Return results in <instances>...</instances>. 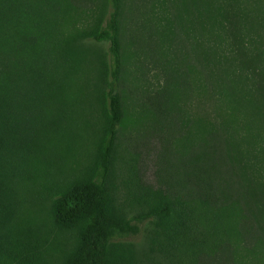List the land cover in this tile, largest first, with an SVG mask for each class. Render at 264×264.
Segmentation results:
<instances>
[{
	"label": "trees",
	"instance_id": "16d2710c",
	"mask_svg": "<svg viewBox=\"0 0 264 264\" xmlns=\"http://www.w3.org/2000/svg\"><path fill=\"white\" fill-rule=\"evenodd\" d=\"M182 1L0 0V264H264V0H188L175 50ZM148 13L164 82L140 102Z\"/></svg>",
	"mask_w": 264,
	"mask_h": 264
},
{
	"label": "rangeland",
	"instance_id": "374dc122",
	"mask_svg": "<svg viewBox=\"0 0 264 264\" xmlns=\"http://www.w3.org/2000/svg\"><path fill=\"white\" fill-rule=\"evenodd\" d=\"M59 4V9L55 15L60 16V21L62 18H72L76 15L77 11L69 9V4L71 3L72 0H60ZM79 0V2L83 3L85 7L87 8H92L94 9L92 14H96L101 6V0ZM182 1V0H181ZM95 2V3H94ZM188 0L187 1H182L179 3V6L176 7L174 6V13L170 19L169 23H166L167 18L169 17V12L167 11L168 15L166 16L165 19H163L161 26L157 27V32L159 35H161L160 41L162 39L165 40V44L168 45L170 43L173 44V47L175 50H190L191 49V43L188 41V32H186V26L188 25V17L186 14V7L188 6ZM112 10V6H108V11ZM72 11L73 14H70L69 12ZM166 9L163 10V15L165 14ZM183 11V18L181 20V17L179 14H181ZM195 13V12H194ZM54 15V16H55ZM72 15V17H71ZM194 15V14H193ZM196 15V13H195ZM77 16V15H76ZM109 15L107 14V17ZM138 17L130 16L128 20V24L130 25V28H127V32L125 33L124 36V42L126 43L127 51L128 48H132V53L129 55L130 59L128 60L130 63L127 64V67L129 68V75H130V80L127 86L131 89H133V84L138 85V101H146L148 93H150L151 90H153L157 85L158 82L162 84L164 82V77L161 76L160 69H157V65L155 62H152L153 60L150 59V55L144 56V54H140V52L137 53L136 50L143 51L146 50V52L149 49L156 48V42L155 35L152 32L154 29V26L156 24L154 16H151L149 13L147 16H143L142 18H139L140 21H136ZM193 19L196 20V17ZM65 20V19H64ZM71 23V22H70ZM68 23V24H70ZM167 25H170L173 27L172 33L169 34V36L162 35L168 28ZM185 29V30H184ZM150 31L152 32L150 34ZM155 37V38H154ZM157 40V39H156ZM81 41V47L80 51L83 52V55H85L87 60L93 59V60H99L98 57H100V52L94 47L93 44L85 42L82 40V37H80ZM132 43V44H131ZM141 43V46H140ZM129 45V46H128ZM190 46V47H189ZM136 54L134 55V53ZM169 56L172 55V51L168 52ZM194 56L197 55V51L192 52ZM154 56H152L153 58ZM165 58L167 59L168 56L166 55ZM157 59V58H156ZM160 59V56L159 58ZM194 62H196V59H194ZM137 78V79H136ZM126 84V83H125ZM159 84V85H160ZM131 100L128 98L127 104H130ZM128 104V105H129ZM130 107V105H129ZM200 113H203L202 110ZM199 113V114H200ZM147 160V164L145 166V173L147 176L148 181H154L155 176H154V170L156 169L155 166L153 165L152 158L149 155Z\"/></svg>",
	"mask_w": 264,
	"mask_h": 264
}]
</instances>
